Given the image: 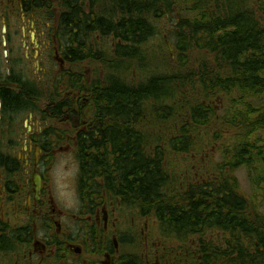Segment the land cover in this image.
I'll return each instance as SVG.
<instances>
[{
    "label": "trees",
    "instance_id": "obj_1",
    "mask_svg": "<svg viewBox=\"0 0 264 264\" xmlns=\"http://www.w3.org/2000/svg\"><path fill=\"white\" fill-rule=\"evenodd\" d=\"M50 5L53 36L71 64L66 89L87 94L85 119L105 122L99 139L80 133L76 143L80 202L89 208L105 192L159 225L163 248L155 246L150 257L122 253L119 263L264 264V0ZM162 20L173 56L161 30L164 50L150 43ZM103 39L111 43L98 46ZM4 94L5 107L19 105L13 92ZM158 102L156 121L147 106ZM215 146V171L182 185L169 181L170 156ZM240 167L251 181L249 196L232 176ZM128 233L123 244L137 246Z\"/></svg>",
    "mask_w": 264,
    "mask_h": 264
},
{
    "label": "flooded vegetation",
    "instance_id": "obj_2",
    "mask_svg": "<svg viewBox=\"0 0 264 264\" xmlns=\"http://www.w3.org/2000/svg\"><path fill=\"white\" fill-rule=\"evenodd\" d=\"M51 9L50 0H0V264H120L121 200L104 192L68 218L51 191L56 150L66 144L76 158L79 134L99 139L105 124L81 115L87 94L66 89L71 64ZM9 91L18 106L5 107Z\"/></svg>",
    "mask_w": 264,
    "mask_h": 264
},
{
    "label": "rangeland",
    "instance_id": "obj_3",
    "mask_svg": "<svg viewBox=\"0 0 264 264\" xmlns=\"http://www.w3.org/2000/svg\"><path fill=\"white\" fill-rule=\"evenodd\" d=\"M112 7H115V5H112ZM168 25L169 22H167L166 20H162L156 24L157 34L150 42L156 49L162 47V49L164 50L162 45V35L163 37H165L164 27ZM55 28L56 18L54 17L51 18V33L55 30ZM160 30L162 35L159 34ZM166 40L168 39L166 38L165 41ZM108 43H111L110 39H103L99 40L97 42V45L101 46ZM53 46H57V44H54ZM173 53L174 52L172 48V55ZM84 69H86L87 73L90 74V65L85 64ZM147 111L151 118L159 121L158 117H160L162 112L161 104L158 102L154 105H148ZM206 140L207 139L203 136L200 139L197 138L194 144V149L197 152L202 150L204 148L203 146ZM65 145L66 144H62L61 148L56 150V152L60 151V153L56 157L50 172L51 191L52 194L54 192L55 195H53L63 206L62 209L70 213V215H68V218H71L72 215L76 214V210L78 209L79 198L76 191V178L79 167L74 156V149L72 153H64ZM218 151V147L216 150L215 146L212 151L208 150L205 152L202 151L200 153L190 152L183 154H174L173 156H170L169 160H167L169 161V167H171V170L169 171V181L174 183V181L176 180L175 182H179L180 185H182L184 183L193 182L196 179L198 180L199 178L201 179V173H206L205 177H207L208 172H210V170L215 171L217 164L220 163L221 155H215L216 153H218ZM16 152L18 151L16 150ZM232 176L237 181L241 192L249 196L252 192V186L250 184L251 181L248 177V174L246 173V170L243 167L232 170ZM186 185H184V187ZM170 188L171 190L173 189L175 191L174 187L170 186ZM116 212L118 220L120 221L115 228L116 232L121 230L123 231L124 236L130 238V234L128 232L126 233V231L128 229H132L135 238L139 241L138 245L135 247H132L128 244H123L122 251L137 250L143 253L147 249L153 252L155 246L163 248V240L159 230V225L154 219L149 218L144 224L143 219L137 218L132 209H124L123 212L118 209L116 210ZM133 217L134 219H131ZM218 234V232L214 231L208 233V236L214 237ZM171 249H175V247L172 246Z\"/></svg>",
    "mask_w": 264,
    "mask_h": 264
},
{
    "label": "water",
    "instance_id": "obj_4",
    "mask_svg": "<svg viewBox=\"0 0 264 264\" xmlns=\"http://www.w3.org/2000/svg\"><path fill=\"white\" fill-rule=\"evenodd\" d=\"M168 47H169V51L170 53H172V47L168 44ZM35 185H36V190L35 192L37 193L38 192V189H39V183L38 181L35 180Z\"/></svg>",
    "mask_w": 264,
    "mask_h": 264
}]
</instances>
